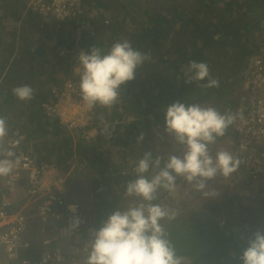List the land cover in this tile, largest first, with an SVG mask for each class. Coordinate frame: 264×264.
<instances>
[{
  "label": "trees",
  "instance_id": "obj_1",
  "mask_svg": "<svg viewBox=\"0 0 264 264\" xmlns=\"http://www.w3.org/2000/svg\"><path fill=\"white\" fill-rule=\"evenodd\" d=\"M83 1L89 12L93 6L110 8L112 24L116 28L115 31L108 30L101 18L91 11L92 19L97 20L94 34L84 44L85 50L95 45L107 51L114 42L127 39L135 49L150 54V59L138 68L132 81L122 85L115 104L100 105L93 114L90 127L72 132L58 119L49 117L45 106L56 101V90L72 77L73 68H81L78 60H71L83 48L63 59L58 55L59 48L71 50L74 47L75 23L46 21L29 9L28 0H0V116L6 118L9 128L6 146L11 147L10 139L23 142L20 149L31 153L37 164H56L64 176L75 159L91 164L105 163L107 157L99 150L104 144L121 148L130 145L133 125L135 142L143 132L141 128L165 132V109L175 101L198 103L215 107L221 113H233L236 89L241 84L246 59L263 43L264 0H159L158 6L151 0L145 2L142 16L134 14L123 0ZM193 60L209 66L210 76L219 81L218 87H202L207 79L186 82L185 71ZM22 85L32 87L30 100L21 101L13 94L12 90ZM133 115L137 119L132 124ZM93 130L97 137L86 140L83 136ZM234 140L231 124L215 143L230 146ZM180 146L174 141L176 151ZM13 151L16 157L19 150ZM163 162L162 159L161 166ZM117 171L106 169L100 174L104 172V181L112 185ZM230 175L231 180L238 178L236 171ZM178 179L180 191L188 195L191 183L181 176ZM208 185L205 184L201 194L212 191ZM21 186L20 193L24 194L28 185L22 181ZM165 191H158L154 203H161L160 196ZM263 192L252 190L253 197L249 201L253 206L261 203ZM210 195L214 196L213 193ZM200 200L204 201V198ZM22 203L24 200H20L19 204ZM257 207L252 218L264 215L263 206ZM31 209L32 205L26 206L25 213L28 215ZM192 213L194 210L185 212L183 217ZM219 215H224L225 221L229 222L218 232V239L225 247L212 253H185V257L194 258L192 264H241L238 257L247 246L248 238L231 214ZM226 232L228 237H225ZM27 250L21 252V258L35 260L41 255H26ZM230 253L234 254L233 258Z\"/></svg>",
  "mask_w": 264,
  "mask_h": 264
},
{
  "label": "clouds",
  "instance_id": "obj_2",
  "mask_svg": "<svg viewBox=\"0 0 264 264\" xmlns=\"http://www.w3.org/2000/svg\"><path fill=\"white\" fill-rule=\"evenodd\" d=\"M81 66L80 91L89 108L96 105L111 106L118 100L122 85L135 78L138 68L150 54L135 49L127 39L114 42L104 51L92 46L80 50L76 56ZM187 83L204 81V88L218 87L219 81L210 76L209 66L204 62L190 61L185 71ZM13 94L21 101L33 97L29 85L15 87ZM234 121L230 113H221L215 107L198 103H171L165 109V132L183 146L182 155H169L161 166L162 158H153L146 151L134 169L136 178L126 185L128 196L139 198L138 203L125 208L118 207L98 229H91L85 245V264H184L168 238L164 221L175 219V210L154 203L160 189L171 191L176 178L183 177L193 183L197 190L205 187V181L218 173L227 177L238 168L240 161L225 150L210 154L209 145L225 135ZM9 134L6 118L0 116V177L8 176L14 168L13 149L19 140L6 146ZM143 133L137 138L142 142ZM153 169L151 176L146 175ZM76 212V205H69ZM74 217L69 230L79 227ZM241 264H264V230H257L247 239V246L238 257Z\"/></svg>",
  "mask_w": 264,
  "mask_h": 264
},
{
  "label": "built area",
  "instance_id": "obj_3",
  "mask_svg": "<svg viewBox=\"0 0 264 264\" xmlns=\"http://www.w3.org/2000/svg\"><path fill=\"white\" fill-rule=\"evenodd\" d=\"M28 7L46 21L75 23V45L71 50L65 47L58 49L62 59L84 47L86 40L94 34L95 17H100L108 30H116L110 8L93 6L91 11L96 14L93 20L83 0H28ZM262 40L258 51L246 59L242 81L236 89V106L232 113L235 140L228 149L240 161L234 185H241L249 191L264 190V33ZM80 73L81 68L75 66L72 77L56 90V101L45 106L49 117L58 119L72 132L90 127L93 114L100 106L89 108L83 101L79 87ZM83 137L88 140L89 134ZM12 141L10 139V144ZM20 145L23 142L14 148L19 151L13 158L17 161L13 171L0 177V264H61L46 253L35 260L21 258V252L31 247L26 206L32 205L35 213L48 220L50 229L54 231L63 219L65 200L61 192L64 177L58 166L53 163L37 164L34 156L21 150ZM22 181L28 185L24 194L20 193ZM20 200H24L22 205ZM229 256L233 258L234 254ZM76 263V257L70 255L69 264Z\"/></svg>",
  "mask_w": 264,
  "mask_h": 264
},
{
  "label": "crops",
  "instance_id": "obj_4",
  "mask_svg": "<svg viewBox=\"0 0 264 264\" xmlns=\"http://www.w3.org/2000/svg\"><path fill=\"white\" fill-rule=\"evenodd\" d=\"M136 119L134 115L131 117L132 124L136 123ZM132 129V143L127 147H111L108 144L100 146L99 150H102V153L107 157L105 163L91 164L87 160L80 161L75 159L69 171L63 176L64 184L61 187V192L65 200L64 216L56 230H51L48 220L39 217L32 206L28 214L30 219L28 237L32 241V247L25 252L26 255L36 256L46 253L62 264H68L71 255L76 257V264H85V245L89 239L90 230L98 229L101 223L118 207L125 208L139 202V198L126 194V185L129 181L136 178L134 169L144 153L150 151L153 158L162 156L164 161L167 160L169 155H182L183 146H180L179 150L176 151L173 147L174 140L167 133L160 131L157 133L156 128L149 130L141 128L143 140L140 143L135 142V125H133ZM94 132L96 130L88 132L89 138L97 137ZM209 147H211L215 156L217 150L224 149L228 151L229 144L214 143V145L211 144ZM125 153L127 155L124 157L129 155L127 160L123 159V154ZM106 169H109L110 172L118 170L112 185H107L106 181H104V172L100 174ZM152 174L153 169L150 168L146 175L151 176ZM230 176L225 177L218 173L211 180L205 181V184L223 183L227 185L224 191L218 192V195L222 194L229 197L231 196L230 193L234 191L235 195L238 196L247 194L249 197H253L252 191L247 188L242 189L243 186L234 185L235 180L229 179ZM176 181L175 186L177 187H174L171 191L166 190L160 196L161 202H166L171 192H174L175 189H178L180 195H186L180 191V179ZM69 205H76L75 213L69 210ZM74 217L79 218L80 224L78 228L70 231L69 225Z\"/></svg>",
  "mask_w": 264,
  "mask_h": 264
},
{
  "label": "flooded vegetation",
  "instance_id": "obj_5",
  "mask_svg": "<svg viewBox=\"0 0 264 264\" xmlns=\"http://www.w3.org/2000/svg\"><path fill=\"white\" fill-rule=\"evenodd\" d=\"M262 203V202H261ZM262 206V205H261ZM264 208V207H263ZM185 210H180L173 220H165L164 226L176 254L181 257L184 264H192L194 258L185 257V253L202 254L214 252L224 248L219 238V233L229 222L219 219L216 213L209 214L201 209L194 211L189 216L183 217ZM245 224H240V230L250 238L257 230H264V215H254ZM254 219V220H253ZM225 237H228L227 232ZM230 245V243H228Z\"/></svg>",
  "mask_w": 264,
  "mask_h": 264
},
{
  "label": "rangeland",
  "instance_id": "obj_6",
  "mask_svg": "<svg viewBox=\"0 0 264 264\" xmlns=\"http://www.w3.org/2000/svg\"><path fill=\"white\" fill-rule=\"evenodd\" d=\"M123 1H124L123 3H125L127 7L134 12V14H139L140 16H142L143 13L142 10L145 6V2L149 3L151 0H123ZM152 4L158 6L159 0L153 1ZM138 9L140 10V12L138 11ZM83 50L85 49L83 48ZM76 56L71 60L72 62L78 60ZM209 151L210 154L213 157H215L211 147H209ZM208 187H210L212 191L209 190L207 194H201L200 192L204 188L201 190H197L194 187V184L191 183L190 191L188 195L185 196L180 195L178 189H175L174 192H171V195H169L166 202H161L160 204L165 208L175 210L177 214H179L180 210H185L186 212H188L190 210L199 211L201 209H204L206 210L207 213L209 214L216 213L219 216V219H224L223 217L224 215H219V214L228 213L231 214V218H233L234 221L240 224H245V222H247L250 218H252L251 215L252 213H254L255 209L257 210L258 208L257 206L262 205L264 207V197H262V199L260 198L262 203L258 202L257 206L255 207L253 206L252 202L249 201L251 197L247 198L249 196L247 194L244 196L239 195V197L242 196V198L241 197L239 198L238 195H235L234 191L230 193L231 196L229 197L224 196L222 194L218 195V192L224 191L227 188V185L223 183H219V184L214 183L212 185L209 184ZM211 193L213 194L215 193V196L211 197L210 195ZM201 197L204 198V201L200 200ZM209 197H211L210 200H208Z\"/></svg>",
  "mask_w": 264,
  "mask_h": 264
}]
</instances>
